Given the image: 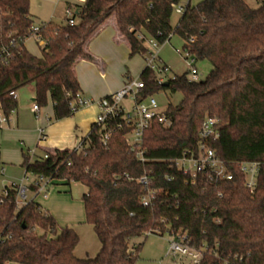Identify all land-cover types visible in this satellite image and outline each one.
<instances>
[{
  "label": "trees",
  "instance_id": "1",
  "mask_svg": "<svg viewBox=\"0 0 264 264\" xmlns=\"http://www.w3.org/2000/svg\"><path fill=\"white\" fill-rule=\"evenodd\" d=\"M260 1L253 8L246 0H203L196 5L183 0H85L76 5V23L70 25L36 24L30 0H0V107L7 115L18 106L12 93L33 85L40 108L51 100L56 120L71 117L72 102L82 95L76 66L81 60H94L87 42L111 15L130 47V57L147 56L146 39L162 45L178 33L184 50L211 65L200 81H191L187 71L168 79V85L159 82L156 71L143 69V97L161 91L182 94L178 104L169 103L165 110L171 123L154 122L145 131V161L128 142L131 128L122 114L108 122L111 136L106 146L101 142L103 130L92 124L80 151L24 155L22 165L31 176L87 188L82 195L86 222L93 226L101 248L95 257H77L80 236L74 228L62 227L36 199L19 207L17 190L6 187L7 195H0V264H137L144 243L135 239L171 232L186 235L193 248L203 251L198 264H264V0ZM176 4H184L185 11L174 28ZM34 26H39L38 32ZM32 36L40 56L26 47ZM207 117L219 120L220 136L210 147L232 179H210L202 173L192 184L175 161L198 146ZM244 162L258 164L254 191L246 184ZM145 175L147 184L139 182ZM30 190L37 187L31 185ZM153 190L155 198L145 206L142 199Z\"/></svg>",
  "mask_w": 264,
  "mask_h": 264
},
{
  "label": "built area",
  "instance_id": "2",
  "mask_svg": "<svg viewBox=\"0 0 264 264\" xmlns=\"http://www.w3.org/2000/svg\"><path fill=\"white\" fill-rule=\"evenodd\" d=\"M84 2V1H83ZM174 10L182 14L185 11L184 4L174 5ZM67 22L70 25H74L76 20L74 19L75 11L72 7L66 9ZM34 32L39 31V26L33 27ZM143 38V36H140ZM193 41V40H192ZM149 46V52L146 56V67L156 71L159 76V82L165 83L163 74L171 70L169 66L164 64L161 60L160 50L161 46L154 39H146ZM41 45L45 44V41L40 42ZM185 54L183 58L187 64L189 79L197 82L203 79L201 71L198 67L197 59L187 50H184ZM144 88V83L140 78L128 79L124 86L110 95V99H103L99 102L100 110L94 119L93 124L100 127L103 130L101 135V142L103 145H107L111 136V130H108V122L115 119L119 115H123L126 125L131 128V133L128 136V142L132 150L137 151V154L141 161H145L143 156L144 151L142 149V140L145 131L154 123L170 124L165 111H159V105L153 96L143 97L141 95V89ZM14 96H16L15 93ZM92 103L90 98L84 97L78 94L76 99L72 102L74 111L88 106ZM39 105L34 102L32 105V112L39 116ZM10 115L5 114L0 107V127L5 126L10 121ZM41 138L45 140L46 134L44 129H40ZM220 136L219 120L216 117H207L202 125L200 131V143L195 149H187L183 152V155L175 161V165L182 170L185 174L189 175L190 182L195 184L200 174H207L210 179H227L231 180L232 175L228 173L227 166L223 160L219 158L217 152L210 147V142L215 141ZM88 137V135L86 136ZM84 147V139L81 140L74 148L77 151L82 150ZM46 156V155H45ZM47 157V156H46ZM242 170L247 175V186L254 191L257 177H258V164L244 162L241 164ZM139 182L147 184L149 182L148 176L145 175ZM37 187L36 191H31L30 186ZM52 185L50 179L44 176L33 177L27 172L20 182H13L9 187L17 190V204L19 207L25 205L29 199L28 192L33 193V198L38 196L47 197L48 189ZM7 190L3 192L7 195ZM156 191H149L143 197V204L149 205L155 198ZM169 244L166 252V257L172 258L171 264H198L203 258V251L193 248L186 235L176 234L171 232L169 234Z\"/></svg>",
  "mask_w": 264,
  "mask_h": 264
},
{
  "label": "crops",
  "instance_id": "3",
  "mask_svg": "<svg viewBox=\"0 0 264 264\" xmlns=\"http://www.w3.org/2000/svg\"><path fill=\"white\" fill-rule=\"evenodd\" d=\"M62 1L63 0H30V12L35 19L36 24L54 21L56 9ZM83 1L85 0H79L80 3H83ZM67 2L68 7H70L71 4H69V1ZM76 5L78 4H75V6ZM64 21L66 22V18ZM86 50L94 57V60L79 61L76 66V74L81 84L82 95L84 97L90 98L92 100V103L86 107L79 109L71 117L56 120L54 117L53 103L51 102V100H49L48 105L51 110L47 115L45 124H50L48 126L42 127L45 130V134L47 136V139L45 140L49 146V149L47 150L74 149L76 145L81 140L85 139L89 134L94 119L100 110L99 102L112 95L117 90L121 89L126 81L128 79H131V77L129 76L124 77L122 66L125 63H127L128 66L130 65L129 74H131V72H134L135 74H141L143 69L146 67L143 56L136 55L134 57H130V47L124 36L119 32L117 21L114 15H111L100 27L98 32L88 40ZM30 52L36 56L41 55V50L40 52ZM161 60L163 62L162 57ZM113 63L120 65L121 71L118 75L116 74L114 80H109L108 70L112 67ZM32 89L34 90V87H32ZM37 118H41V109ZM11 125H13L14 127L16 125L18 127V110L14 111L11 114L10 121L5 126ZM52 185L55 186L62 184L56 183ZM6 187L9 186H5V188ZM68 188L66 187L64 191H58L55 200L59 203L61 200L63 203L69 205L70 199H73L70 198L68 200V198L63 195V193L70 192ZM48 197L49 193L47 197L38 196L36 200L47 211H49L53 216L56 217L62 227H72L77 231L80 236V242L75 249L76 256L82 259L95 257L100 251L101 245L93 226L86 222L84 204V212L80 210L75 211L73 208H70L68 209L69 213L67 212L66 214L59 215L56 213L55 207L49 205L48 209L44 205L43 200L48 199Z\"/></svg>",
  "mask_w": 264,
  "mask_h": 264
},
{
  "label": "rangeland",
  "instance_id": "4",
  "mask_svg": "<svg viewBox=\"0 0 264 264\" xmlns=\"http://www.w3.org/2000/svg\"><path fill=\"white\" fill-rule=\"evenodd\" d=\"M71 4L70 7L75 11V4H79V0H63L57 7L55 12L54 21L58 24H62L67 18L66 8L68 2ZM189 0H183L186 4ZM202 0H190L191 5H196ZM248 4L256 8L261 4L260 0H246ZM181 14L174 10L172 16V25L174 28L178 25ZM67 21V19H66ZM27 48L30 51L40 52V46L37 43L35 37L27 39ZM148 45V42H146ZM184 39L175 33L170 42L162 44L160 55L163 59V63L170 67V71L167 75L162 76L167 81L174 76L183 75L187 72L188 67L183 58L184 51ZM146 64V56L143 57ZM130 66V65H129ZM127 63L122 66L124 77H131L137 79L140 77L139 74L131 72L129 74L130 67ZM198 67L201 71V76L205 78L211 70L209 62L203 60L198 61ZM121 71L120 65L113 63L112 67L108 70L109 80L116 77ZM33 85H27L20 88L17 91L18 100V127L15 125L0 127V194H2L5 186H10L12 182H19L22 178L26 169L22 166L24 155L33 157L34 152L37 154H44L49 146L45 140H40L41 134L40 129L44 126H48L46 118L50 112L49 105L41 107V118L38 119L36 114L31 111V105L34 103L35 91L32 89ZM159 105V111H165L169 103L178 104L182 99L180 92L171 93L170 91H161L153 95ZM52 122V121H51ZM45 132V130H44ZM66 187L70 191L69 193H63L64 196L70 199V204L67 205L60 200V203L56 201L57 192L65 190ZM87 191V188L78 182H73L70 186L67 185H51L48 189L49 197L44 201V205L49 209V205L56 208V213L59 215L69 213L70 208L75 211L80 210L84 212L83 203L81 201L82 195ZM29 198L33 197L32 192H28ZM30 200V199H29ZM69 203V202H68ZM59 222V221H58ZM170 236L149 234L147 237H141L134 240L135 243H144L140 259L137 264H171L172 258L166 257V252L169 244ZM17 264V263H8Z\"/></svg>",
  "mask_w": 264,
  "mask_h": 264
},
{
  "label": "water",
  "instance_id": "5",
  "mask_svg": "<svg viewBox=\"0 0 264 264\" xmlns=\"http://www.w3.org/2000/svg\"><path fill=\"white\" fill-rule=\"evenodd\" d=\"M165 85H168V82H165Z\"/></svg>",
  "mask_w": 264,
  "mask_h": 264
}]
</instances>
